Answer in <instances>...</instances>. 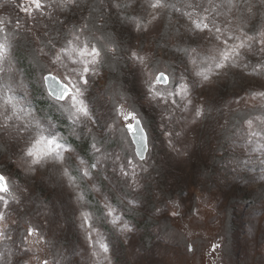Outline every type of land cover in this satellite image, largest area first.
<instances>
[{
    "label": "rangeland",
    "instance_id": "obj_1",
    "mask_svg": "<svg viewBox=\"0 0 264 264\" xmlns=\"http://www.w3.org/2000/svg\"><path fill=\"white\" fill-rule=\"evenodd\" d=\"M168 2L180 11L164 9L153 20L149 0H78L67 10L46 5L50 18L24 13V0H0V41L7 37L10 50L0 92L5 99L14 97L70 149L63 153V165L49 162L33 171L22 152L27 134L21 139L15 131L0 133V173L10 188L4 194L6 221L0 225L10 239H0V264H37L34 256L49 264H264V96L253 95L264 92V67H257L264 64V54L254 48L244 58L247 68H232L196 86L201 81L192 61L200 64L210 46L186 35L191 21L182 13L191 11L189 0ZM261 23L257 17L245 31ZM85 25L84 32L76 31ZM232 30L239 34L235 21ZM75 35L100 50L85 91L94 120L79 123L67 103L50 98L41 79L51 73L64 81L47 42L68 47L63 62L72 67L80 57ZM189 47L195 52L186 55ZM159 72L171 83L155 85L156 90L179 93L187 83L192 104L185 109L187 101L179 96L175 105L153 100L147 74ZM201 106L205 115L196 118L194 109ZM121 108L135 113L148 135L146 160L137 156L127 129L135 120H125ZM247 119L253 120L251 129ZM250 131L259 135L249 137ZM121 166L128 177L121 175ZM86 167L89 177L81 171ZM108 208L119 216L118 224L106 217ZM82 213H89L98 229L93 239L108 244V260L93 256L98 248L86 239ZM122 225L131 231H121ZM30 226L39 229V244L33 237L23 239Z\"/></svg>",
    "mask_w": 264,
    "mask_h": 264
},
{
    "label": "snow or ice",
    "instance_id": "obj_2",
    "mask_svg": "<svg viewBox=\"0 0 264 264\" xmlns=\"http://www.w3.org/2000/svg\"><path fill=\"white\" fill-rule=\"evenodd\" d=\"M51 7L55 5L57 9L67 10L71 7L78 6V0H24V4L21 10L29 16L35 12L39 16L51 17L50 12H45V6ZM130 4H126L125 7H130ZM116 7H120L116 5ZM149 7L153 10L152 19L158 18V14L164 9L172 8L176 11H180L175 4L169 3L168 0H149ZM187 7L191 11L183 12L189 21H191V27L187 30V37L189 40L192 36H196L197 39H203L210 46L208 49V55L201 58L200 64H197L195 60L192 63L196 66V71L194 75L200 78L201 84L196 86H202L204 82H211L212 77L219 78L223 74H226L228 70L232 68H247L248 64L245 62V56L251 53L255 48L257 53L264 54V0H220L216 3L215 0H189ZM226 8L227 12H223L222 9ZM197 10H199L197 12ZM235 10V12H233ZM196 13V18L193 19V15ZM232 14L233 18L228 19V15ZM259 17L261 24H252L248 31L245 28L253 19ZM36 19L35 16L32 17ZM223 18V19H221ZM235 21V30L239 34H234L232 30V24ZM4 21L0 20V24ZM151 23V21H149ZM221 24L224 27H221ZM16 28H19V21L16 22ZM87 29V25L83 28L76 29L77 32H84ZM251 32L252 34H249ZM222 37H226L221 39ZM75 40L78 42V47L76 50L80 52V57L73 62V66L65 64L63 61L66 57L62 54L69 50L68 47L62 46L57 49L55 44L49 40L47 43L51 46V62L59 71L63 69L61 75L64 76V81L61 82L57 76H53L51 73L42 76V82H47L46 91L48 92L50 98L61 106L62 102L69 105L70 114L74 122L81 121H91L94 120L92 112L85 100V91L89 84V74H95L93 72L92 65L99 63L100 50L94 46L90 45L87 40L80 41V36L75 35ZM232 41L229 43V41ZM70 46L72 41H67ZM9 47L7 42V37L3 41H0V72H3V63L7 61L9 54ZM107 52H115L114 48L106 49ZM186 55H191L195 52V49L188 48L183 50ZM43 52V49H41ZM134 58L141 64H145L146 61L143 57L136 56L133 54ZM90 57V59H89ZM203 65V66H202ZM79 66V67H77ZM257 67H264V64L258 65ZM255 70V69H254ZM149 79L147 81L149 85V94L153 100H162L165 104L169 101L172 105L176 104L175 97L179 96L180 99L186 100L187 105L192 104V100L188 99L190 95V88L187 83H185L181 88L180 92L177 93L174 90L165 89L164 92L156 90L155 85H168L171 83L169 77L164 72H159L154 77L148 73ZM195 83V82H194ZM253 95L264 96V92L254 93ZM0 99H4L3 111H0V117H2V122H0V133L10 134V131H15L17 138H25L24 134H27V139L25 147L22 149L24 156L31 161L32 170H35L36 166H43L49 162L53 164L63 165L65 157L64 152L70 151L66 148L64 144L55 136L54 133L48 131L43 127L39 120H36L33 114L25 109L24 106L14 103V97L8 96L4 98V94L0 92ZM196 118H200L205 115L203 107H196L194 109ZM10 112V114H9ZM120 115L128 120L129 118L135 120L137 130L141 132V151L139 153L140 159L146 160L144 153L147 151L148 145V135L143 132L140 127V121L136 119L135 113L129 112L124 113L123 109L120 110ZM31 118L30 122H26L23 117ZM15 122V123H11ZM245 123L251 129L253 125L252 119H247ZM128 129H132V124L127 125ZM47 133V134H45ZM172 136L173 133H168ZM175 135H179L176 133ZM259 133L250 131L249 137H255ZM171 143V141H169ZM93 149L97 152L100 149L96 148V144L93 143ZM84 164V161H80ZM130 163V162H129ZM91 169L96 168V164L90 165ZM83 177H89L91 175L89 168L81 169ZM121 175L128 177L129 173L124 170L121 166ZM63 174L69 177V183H73V178L69 176L68 169H63ZM135 177V172L132 173L133 182ZM10 188L8 184V179L0 173V225L6 221V210L8 209L9 202L5 200L4 194L9 193ZM82 199V195L79 196ZM16 203L19 200L13 197ZM177 213H173L176 215ZM82 223L81 227L86 228V239L89 242L90 247L97 249L98 251H93V256L99 261L100 257L103 256L104 260H108L109 246L107 243L101 240L93 239V232L98 233V229L93 226L92 220L89 213H82ZM106 217L111 218V222L116 225L119 223V216L116 215L115 210L108 208L106 212ZM121 231H131V228L126 225L120 227ZM29 237L34 238V242L39 244L43 237L41 236L39 229L34 227H29L26 230V235L23 237L24 240H28ZM0 239H10L6 235V227L0 226ZM191 250V249H189ZM25 253L29 250H24ZM3 256V253H0ZM37 264H49L48 260H41L39 257L34 256ZM27 264V262H24Z\"/></svg>",
    "mask_w": 264,
    "mask_h": 264
},
{
    "label": "water",
    "instance_id": "obj_3",
    "mask_svg": "<svg viewBox=\"0 0 264 264\" xmlns=\"http://www.w3.org/2000/svg\"><path fill=\"white\" fill-rule=\"evenodd\" d=\"M48 75V74H47ZM53 76H55L54 74H52ZM60 79V78H59ZM60 81L62 82V80L60 79ZM46 84V87L48 86L47 85V82H45ZM140 121V120H139ZM140 127L143 129V132L146 133L145 129L143 128L141 122H140ZM128 129V128H127ZM130 135H131V138H132V141L135 145V148H136V154L137 156L140 158V151H141V140H140V136H141V132L139 130H137V126H136V123L134 121V124L132 125V129H128ZM147 150H148V145H147ZM146 153L147 151L144 153V155L146 156Z\"/></svg>",
    "mask_w": 264,
    "mask_h": 264
},
{
    "label": "bare ground",
    "instance_id": "obj_4",
    "mask_svg": "<svg viewBox=\"0 0 264 264\" xmlns=\"http://www.w3.org/2000/svg\"><path fill=\"white\" fill-rule=\"evenodd\" d=\"M8 89H9V88H8ZM9 90H10V89H9ZM9 94H12V93L9 92ZM13 138H14V137H13ZM15 138H16V137H15ZM24 140H25V139H24ZM24 142H25V141H24ZM13 144L15 145V143H13ZM24 144H25V143H24ZM24 144H23V145H24ZM15 147H16V146H15ZM18 147H19V146H18ZM18 147H17V148H18ZM53 169H54V168H53ZM56 170H57V168H56ZM56 170L54 169V171H56ZM54 171H53V172H54ZM51 172H52V171H51Z\"/></svg>",
    "mask_w": 264,
    "mask_h": 264
}]
</instances>
